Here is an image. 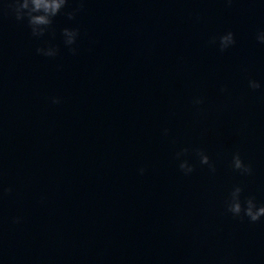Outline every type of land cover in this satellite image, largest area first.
<instances>
[{"label":"clouds","instance_id":"1","mask_svg":"<svg viewBox=\"0 0 264 264\" xmlns=\"http://www.w3.org/2000/svg\"><path fill=\"white\" fill-rule=\"evenodd\" d=\"M68 4V0H8L7 7L11 10V13L15 16L17 21L27 20L28 27L31 29V34L34 37H42L46 32L49 31L53 24V19L59 15L62 9ZM82 9L77 8L67 13L68 19L73 20L77 12ZM54 34V33H53ZM64 37V43L69 47V51L73 54H77V49L71 47L76 43L77 37L79 36V30L73 28H64L62 30ZM257 41L264 44V31L257 34ZM218 41L219 50L221 52L226 51L228 48L235 44L234 34L229 31L226 34L214 37L210 43L216 44ZM37 54L44 55L47 57H55L58 54V49L52 46L48 48H37ZM248 87L252 90L261 88L260 82L249 79ZM222 92L226 91L225 88L221 89ZM60 98L53 97L52 103L59 104ZM204 103L202 97H196L193 99L194 106L199 107ZM169 130L167 128L162 130L164 136L168 135ZM195 155L199 158L201 165H207L210 172L215 173V164L210 160V157L206 154L203 149H194ZM189 153L188 148H182L176 152L175 158L179 161V169L184 175H190L194 170L195 166L189 163L188 159H183ZM231 167L234 171L239 172L241 175H251L253 169L250 165H247L242 160L239 152L233 154L231 159ZM139 174L143 175L145 172L144 168H140ZM11 187L3 189L4 193H11ZM244 189L237 185L231 190L228 199L225 201V211L231 214L234 218L244 219L245 217L251 222L256 223L264 218V204L257 205L254 196L245 197L242 200V193ZM14 223H20L21 218L16 217L13 220Z\"/></svg>","mask_w":264,"mask_h":264}]
</instances>
